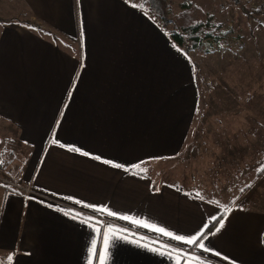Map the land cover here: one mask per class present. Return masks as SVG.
<instances>
[{
    "label": "crops",
    "instance_id": "crops-1",
    "mask_svg": "<svg viewBox=\"0 0 264 264\" xmlns=\"http://www.w3.org/2000/svg\"><path fill=\"white\" fill-rule=\"evenodd\" d=\"M0 18L14 20L0 25V119L26 151L17 168L0 153V172L43 196L0 186V264H264L263 210L148 171L182 152L198 103L191 59L153 16L125 0H0Z\"/></svg>",
    "mask_w": 264,
    "mask_h": 264
},
{
    "label": "rangeland",
    "instance_id": "rangeland-1",
    "mask_svg": "<svg viewBox=\"0 0 264 264\" xmlns=\"http://www.w3.org/2000/svg\"><path fill=\"white\" fill-rule=\"evenodd\" d=\"M239 1L260 11L261 26L229 0H167L171 19L186 3L222 27L199 48L180 49L194 70L198 91L194 119L182 152L153 162L148 171L154 180L231 204L232 209L264 211V0ZM52 40L63 50H75L76 44L63 36L53 34ZM11 130L0 119V153L3 158L14 154L17 168L26 151L16 148ZM15 180L0 172V186L9 189L6 182Z\"/></svg>",
    "mask_w": 264,
    "mask_h": 264
},
{
    "label": "trees",
    "instance_id": "trees-1",
    "mask_svg": "<svg viewBox=\"0 0 264 264\" xmlns=\"http://www.w3.org/2000/svg\"><path fill=\"white\" fill-rule=\"evenodd\" d=\"M234 5L238 6L243 15L248 19L257 21V25L261 26V22L257 20L260 16L259 10H251L243 5L239 0H229ZM128 5L140 11L147 10L161 26L162 30L166 32L171 42L183 51L199 48L202 41L210 40L209 37L213 33L220 31L221 25L214 26L212 19L206 17L198 8L182 3L180 5V12L169 18L167 0H129ZM262 9V8H261ZM264 10V7H263ZM13 20L0 18V25H5ZM26 24H30L26 22ZM226 211H223L215 220L210 221L206 227L205 234L212 233L219 225V221L223 219ZM262 244L264 246V233L262 237Z\"/></svg>",
    "mask_w": 264,
    "mask_h": 264
},
{
    "label": "built area",
    "instance_id": "built-area-1",
    "mask_svg": "<svg viewBox=\"0 0 264 264\" xmlns=\"http://www.w3.org/2000/svg\"><path fill=\"white\" fill-rule=\"evenodd\" d=\"M7 183V187L13 191H16V192H19V193H23L27 196H33V197H37V198H42L43 196L36 193V192H33L31 190L30 187L28 186H23L17 182H6ZM45 200H48L47 198H44ZM91 218L96 221L100 226L101 228H116V229H123L124 226L120 225L119 223L115 222L114 220H110L106 217H103V216H100V215H97V214H91L90 215ZM152 239H155L152 237ZM157 241H160L158 239H155ZM183 250V253L186 255V256H190V257H201L203 259H206V260H210L208 259L207 257L204 258L203 256L201 255H198L196 254L192 249H189V248H185V249H182Z\"/></svg>",
    "mask_w": 264,
    "mask_h": 264
},
{
    "label": "snow or ice",
    "instance_id": "snow-or-ice-1",
    "mask_svg": "<svg viewBox=\"0 0 264 264\" xmlns=\"http://www.w3.org/2000/svg\"><path fill=\"white\" fill-rule=\"evenodd\" d=\"M116 166L119 167V165H116ZM108 214L109 215H115V213H111V212H109ZM219 223H220V225L222 227L223 226V220L221 219L219 221ZM158 231H163V230L162 229H158ZM217 231H219V228H217ZM166 234L170 235L169 233H166ZM199 238L200 239H203V236H200ZM176 239H178V240H184L185 238L184 237H181V236H177ZM186 242L189 243V244L197 243L198 242V237L194 236V237L188 238ZM199 246L201 248H204V245L202 243H200ZM204 250L208 251V249H206V248ZM177 264H180V262L177 261Z\"/></svg>",
    "mask_w": 264,
    "mask_h": 264
}]
</instances>
